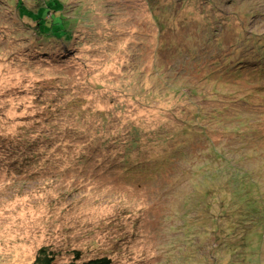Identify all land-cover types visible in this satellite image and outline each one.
I'll use <instances>...</instances> for the list:
<instances>
[{"label":"rangeland","instance_id":"1","mask_svg":"<svg viewBox=\"0 0 264 264\" xmlns=\"http://www.w3.org/2000/svg\"><path fill=\"white\" fill-rule=\"evenodd\" d=\"M65 1V12L80 18L72 39L44 44L18 41L25 25L0 0V264H31L42 246L60 260L81 250L115 264H193L192 254L196 264H264L262 223L243 224L233 205L247 195L234 190L249 180L263 201L251 193L248 206L264 203V70L259 79L250 71L222 74L212 50L200 46L205 30L219 25L210 20L226 8L217 41L227 48L240 44L239 30H253L261 39L247 46L264 50V0H231V9L227 0ZM247 15L256 29L244 25ZM197 112L204 120L190 127ZM25 129L37 130L42 146L20 165L12 154L28 153ZM131 139L137 145L127 149ZM209 139L222 156L209 154ZM144 161L149 165L135 173ZM171 166L178 176L168 175ZM214 173L215 185L206 184ZM207 186L217 188L212 202L223 214L217 238L208 237L214 247H201L205 236L189 230L206 225L202 207L185 218L167 215L175 198L198 199L197 187ZM176 226L177 237L169 236Z\"/></svg>","mask_w":264,"mask_h":264},{"label":"trees","instance_id":"2","mask_svg":"<svg viewBox=\"0 0 264 264\" xmlns=\"http://www.w3.org/2000/svg\"><path fill=\"white\" fill-rule=\"evenodd\" d=\"M4 1L10 3V7H12L15 10L16 15L21 19V22L24 23L25 25V27H23V30L18 32L17 34L16 39L18 41L33 40L34 42L36 40L38 42H41V41L50 42V41H53L51 40L53 38L61 39L60 40L61 42L69 41L72 39V31L74 28L73 25L76 24L80 19L79 16L75 15V13H74V18H73V14H67L65 12V6H66L65 0H62L63 2H61V0H53L51 3H47L46 1H43V0H4ZM230 1L231 0L225 1L226 7H228L229 9H231L229 7ZM173 2L174 0L171 1V4ZM253 6L256 7L255 4H253ZM167 8H168V5L165 6L164 10L167 11ZM164 10L163 12H165ZM223 10L224 11H222L221 13H218L214 18L210 20L211 23H218L219 25L216 28H212L211 26H209V30H205V33L207 35L204 41L200 43L201 49L205 50V48H207V50H212V53L210 54V56L212 57L213 62L216 63V66L220 68V71H222L223 69L226 73H234V74H246L244 71H250L251 75L254 76L255 79L262 78V73L260 71L264 70V58H262L260 54L262 51H263L262 53H264V50H262V48L257 47V46L253 47L254 42L252 46H251V43L249 44L250 46L249 48L247 46L248 42H246L247 39H251V40H255L259 42V40L261 39L260 35L258 34L259 32H253V30H250L251 31L250 33H247V32L245 33L244 29L239 30L237 35L240 38L238 40L240 44L233 43L227 48H225L222 42L217 41L218 38H217L216 29L222 31L219 28L220 25L222 24L225 27V21L228 20V10L226 8ZM43 13H45V15H43ZM257 13H259L258 10H257ZM206 14L207 13H205V15ZM248 16L249 15H247L246 18H242L244 25L256 29V27L253 26L254 23L253 24L250 23L252 22V19H250ZM207 19L208 18H203V21H206ZM206 23L207 25L209 24V22H206ZM206 40H210L211 43H207ZM262 41L264 42V40ZM250 61L254 65L252 67L246 68V65ZM225 72L222 71V74H226ZM184 91L189 94H193V93L196 94V90H194L192 86L185 87ZM239 101L243 103H247V104L250 103L247 99H240ZM235 105L236 104H234V106ZM239 107H242V106L238 104L237 109H239ZM198 113L199 112H197V114H194L199 117L198 120L194 121L192 119L188 121L190 123L195 122L190 127H193L194 125L197 126V123L202 122L204 120L201 118L205 114L203 115V114H198ZM36 131L37 130L25 129L24 132L20 134L22 139H24L25 137L26 140H23V141L26 142L28 146L27 148L28 153L26 155L22 154L21 150L17 148L14 150L15 155L13 156L12 154L13 160L14 161L17 160L20 165H23V164L26 165L31 160L29 158L32 157V154L37 155L38 153L39 145H41L42 143H40L39 139H37L38 136L36 137L37 135ZM137 142H138L137 139H131L128 142H125V143L130 144L126 146L127 149L131 148V145H137ZM191 143L196 144V141L193 140ZM207 146H208L209 154H213L216 158L217 156H222L224 154V153H221V151H217V153H221V154L216 155V149L218 146L213 141H210V139L207 141ZM175 149L179 151L181 150L180 148H176V147ZM187 152L189 151L186 148L181 152H178V153L176 152L175 154L177 156L176 158H182L184 155L187 154ZM20 155L23 159L20 158ZM16 156L17 158H15ZM228 158L225 160L226 162L228 161ZM239 158H240V161L244 159L243 157H239ZM126 160L129 161L128 159ZM127 161L123 162L122 167H124L125 168L124 170H126L127 172H130L133 169V167H130V164H128ZM185 161H188V160L186 159ZM173 163L175 162H172V164ZM143 164H144L143 167L140 165L136 166L135 173H137L138 170L149 165L146 161H144ZM152 164L155 166L160 164L159 166H157V168L163 165L161 161L155 162ZM14 165L15 163L12 166ZM227 165H228V168L232 167V165H230V162H228ZM197 166L198 164H195V167ZM171 168L172 166L168 170V175L172 174V175L178 176L179 170L171 169ZM199 168H201V166ZM246 170L247 169L241 170L240 173L243 175H246L249 179L250 173H248ZM142 171H146V169ZM215 173L212 176H204L203 180L205 181L206 184L215 185V182H216L215 176H214ZM240 177L241 176H239V178ZM191 178H194V175H192L190 179ZM245 181L247 180L245 179ZM245 184H247V182ZM197 185H199V182H196V186ZM219 188L221 189L222 192L226 191L227 189L226 183L224 185L219 186L218 190ZM197 191H198V195H197L198 199L193 198L190 200L191 197H188L186 202H182L181 204H178L177 202L180 200L178 198H175V200H173V202L169 204L170 213L167 215H169V217L175 216V215H181L182 217L185 218V216H189L191 213L194 212L192 209H196V207H202L204 215L206 217V225H203V228H201L200 230H196L192 228H189V230L197 231L196 232L198 234L197 236H203V235L205 236L204 239H201V244H200L201 247L208 246V245L210 247H214L216 241L209 240L208 237L212 232L214 234V239L217 238L218 230H219V220L221 217L223 218V214H221L222 211L221 212L215 211L214 206H213L214 202H212L213 199L218 197V194L216 193L217 188H212L210 186H207V187L200 189V187H197ZM234 192H235L234 195L236 197H237V194L242 195L244 194V192L247 193V195H245L242 198V200L247 198L245 202H242V200L239 202L238 200L237 201L238 203L233 204V205L239 206L240 212H239L238 217L245 219L243 224L249 225V226L253 225L255 228L257 227V223L261 222L262 227L264 229V203L260 204L257 209H253L251 206H248V203H250V201L248 202V200L251 198V193H254L253 197L255 198L258 197L263 201L262 196H261V191L259 190V186H257L255 182L253 183V182H250L249 180L246 186H244L243 188L240 187L239 189H235ZM175 195L176 194H174V192L172 194L171 192H168L167 198H172L171 196L175 197ZM220 195H221V192H220ZM209 196L212 197L211 203L207 201ZM222 199L223 198H221V201ZM160 201H163V198L160 197ZM191 201H192V207L189 208ZM218 201H219V198L216 199V202ZM226 208H227V205L224 206V210H226ZM175 218L177 217L170 218L173 224L176 223L177 221L175 220ZM211 219H213V224H210ZM209 225H210V228L212 225V229L209 228ZM248 227H246L245 229H247ZM178 231L179 230H177V226L174 227L172 230H170L169 228L168 230L169 236L173 235L177 237L176 233ZM250 232L248 231L247 233H250ZM189 238H193V237H189ZM185 242L187 245L191 244L188 241V239L185 240ZM80 251L81 250H75L72 258L69 260H60L58 257L59 255L55 251H52L50 247L42 246L38 249L35 255V258L31 264H115L112 258L107 255H94V256L83 257ZM196 257H197L196 254H192V256L190 257V260L193 264H196L195 263Z\"/></svg>","mask_w":264,"mask_h":264},{"label":"bare ground","instance_id":"3","mask_svg":"<svg viewBox=\"0 0 264 264\" xmlns=\"http://www.w3.org/2000/svg\"><path fill=\"white\" fill-rule=\"evenodd\" d=\"M144 160V159H143ZM134 169H136V166L134 167Z\"/></svg>","mask_w":264,"mask_h":264}]
</instances>
